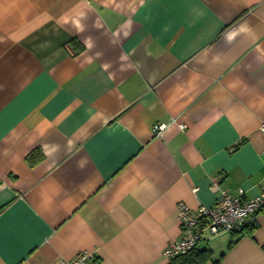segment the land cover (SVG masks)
I'll return each mask as SVG.
<instances>
[{
	"label": "crops",
	"instance_id": "0c3cea01",
	"mask_svg": "<svg viewBox=\"0 0 264 264\" xmlns=\"http://www.w3.org/2000/svg\"><path fill=\"white\" fill-rule=\"evenodd\" d=\"M263 122L264 0H0V264H168L180 203L260 192ZM249 222L205 264H264Z\"/></svg>",
	"mask_w": 264,
	"mask_h": 264
},
{
	"label": "built area",
	"instance_id": "2783aa9c",
	"mask_svg": "<svg viewBox=\"0 0 264 264\" xmlns=\"http://www.w3.org/2000/svg\"><path fill=\"white\" fill-rule=\"evenodd\" d=\"M173 122L177 120L173 119ZM169 125L164 122L154 123L153 135L163 137ZM178 125L181 129L187 127L182 122H178ZM261 129L264 131V122L261 124ZM262 208H264V185L257 195L251 197L246 195L244 188H239L235 192L221 188L214 205H201L195 211H192L187 204L180 203L182 236L168 245L165 254L170 259L188 252L205 237L206 232L217 234L221 231L241 230L253 214ZM57 264H99V260L96 252L83 250L72 259H60Z\"/></svg>",
	"mask_w": 264,
	"mask_h": 264
},
{
	"label": "trees",
	"instance_id": "16d2710c",
	"mask_svg": "<svg viewBox=\"0 0 264 264\" xmlns=\"http://www.w3.org/2000/svg\"><path fill=\"white\" fill-rule=\"evenodd\" d=\"M35 154L37 155L34 156ZM35 154L33 155L31 154L28 156V160L29 162H31V164H36L43 157L42 151H39V153L37 151ZM253 225L254 223L252 224L248 222L243 226L241 230L230 231L233 234V236L229 246L234 245L238 241V238H240V236L251 233V230L253 229ZM200 242L197 245H195L192 249H190L188 252L171 257L169 259L168 264H205L209 260L212 250L210 248L199 247L198 245L200 244Z\"/></svg>",
	"mask_w": 264,
	"mask_h": 264
},
{
	"label": "clouds",
	"instance_id": "9594fccd",
	"mask_svg": "<svg viewBox=\"0 0 264 264\" xmlns=\"http://www.w3.org/2000/svg\"><path fill=\"white\" fill-rule=\"evenodd\" d=\"M239 32H245L247 31V28L245 26H241V28L238 30ZM238 33L236 31L232 32L230 35H228L227 39L230 42ZM46 147V146H45ZM47 154V153H46Z\"/></svg>",
	"mask_w": 264,
	"mask_h": 264
},
{
	"label": "rangeland",
	"instance_id": "374dc122",
	"mask_svg": "<svg viewBox=\"0 0 264 264\" xmlns=\"http://www.w3.org/2000/svg\"><path fill=\"white\" fill-rule=\"evenodd\" d=\"M208 233H210V232H206V234H208ZM210 234H212V233H210ZM229 234H230V231H221V232L215 234L214 236H210V238L215 237V236H217V237L228 236Z\"/></svg>",
	"mask_w": 264,
	"mask_h": 264
}]
</instances>
